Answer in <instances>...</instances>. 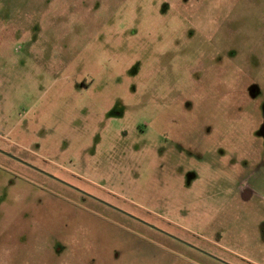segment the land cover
<instances>
[{
  "label": "rangeland",
  "instance_id": "rangeland-1",
  "mask_svg": "<svg viewBox=\"0 0 264 264\" xmlns=\"http://www.w3.org/2000/svg\"><path fill=\"white\" fill-rule=\"evenodd\" d=\"M252 181L264 0H0V264H264Z\"/></svg>",
  "mask_w": 264,
  "mask_h": 264
},
{
  "label": "flooded vegetation",
  "instance_id": "flooded-vegetation-1",
  "mask_svg": "<svg viewBox=\"0 0 264 264\" xmlns=\"http://www.w3.org/2000/svg\"><path fill=\"white\" fill-rule=\"evenodd\" d=\"M253 181L252 182H247L246 184H245V187H248L249 188V190L250 191H253V192H256L254 189H253ZM263 195V194H262ZM263 198H264V196H263ZM264 223V222H263ZM263 227H264V224L262 225ZM208 256V255H207ZM210 258H212V259H214V260H216V261H218V262H220L221 264H229V263H223L222 261H220L217 257H215V256H210Z\"/></svg>",
  "mask_w": 264,
  "mask_h": 264
},
{
  "label": "crops",
  "instance_id": "crops-1",
  "mask_svg": "<svg viewBox=\"0 0 264 264\" xmlns=\"http://www.w3.org/2000/svg\"><path fill=\"white\" fill-rule=\"evenodd\" d=\"M258 182H256V181H253V189L256 191V192H260L261 194H263V196H264V187H261V190H259V187H258V184H257ZM263 190V191H262Z\"/></svg>",
  "mask_w": 264,
  "mask_h": 264
}]
</instances>
